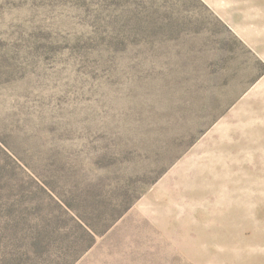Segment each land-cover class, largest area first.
Returning a JSON list of instances; mask_svg holds the SVG:
<instances>
[{
  "label": "rangeland",
  "instance_id": "374dc122",
  "mask_svg": "<svg viewBox=\"0 0 264 264\" xmlns=\"http://www.w3.org/2000/svg\"><path fill=\"white\" fill-rule=\"evenodd\" d=\"M225 1H0V264H264V0Z\"/></svg>",
  "mask_w": 264,
  "mask_h": 264
},
{
  "label": "crops",
  "instance_id": "0c3cea01",
  "mask_svg": "<svg viewBox=\"0 0 264 264\" xmlns=\"http://www.w3.org/2000/svg\"><path fill=\"white\" fill-rule=\"evenodd\" d=\"M1 1V0H0ZM207 2V5L213 9L217 10L219 15L221 16V19H223L225 22H227L229 25L236 24L237 21L234 20V17L238 15V12H235L236 10H248V5L243 7L241 3L237 2H226L225 0H204ZM243 16L242 13H240ZM237 27V26H236Z\"/></svg>",
  "mask_w": 264,
  "mask_h": 264
}]
</instances>
